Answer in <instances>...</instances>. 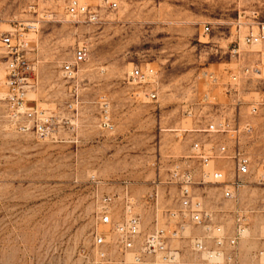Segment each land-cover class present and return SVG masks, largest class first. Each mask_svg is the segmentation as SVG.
<instances>
[{
    "label": "rangeland",
    "instance_id": "rangeland-1",
    "mask_svg": "<svg viewBox=\"0 0 264 264\" xmlns=\"http://www.w3.org/2000/svg\"><path fill=\"white\" fill-rule=\"evenodd\" d=\"M118 2L95 25L73 21L62 8L53 18L29 13L34 3L39 13L52 7L41 0H0V34L41 20L29 33L33 47L27 57L38 76L27 95L30 103L72 120L59 141L41 140L16 131L6 102H0V264H91L82 251L91 245L97 197L120 193L124 182L143 228L152 229L156 216L163 225L166 208L178 205L176 165L202 182L197 188L206 186L208 204L224 212L226 227L234 224L236 209L246 213L251 234L239 248L244 261L253 259L264 250V106L256 114L250 106L264 92V42L245 44L235 24L243 11H258L264 21V0ZM81 43L89 47L88 59L68 80L62 65ZM136 67L157 71L156 99L132 82ZM73 94L78 104L70 111ZM103 96L113 130L99 124ZM239 109L241 123L254 127L242 139L251 174L236 199L228 200L212 173L220 167L231 179L233 161L201 163L194 143L205 150L225 141L232 145L230 136L205 129L212 121L235 118ZM156 188L157 212L144 202Z\"/></svg>",
    "mask_w": 264,
    "mask_h": 264
},
{
    "label": "built area",
    "instance_id": "built-area-1",
    "mask_svg": "<svg viewBox=\"0 0 264 264\" xmlns=\"http://www.w3.org/2000/svg\"><path fill=\"white\" fill-rule=\"evenodd\" d=\"M93 5L86 0H41L51 8L39 13L38 3L29 5L28 11L41 18H53L56 9L62 8L73 21L100 24L107 11L119 8L118 0H100ZM44 20V19H43ZM40 21L19 23L12 31L0 34V102L7 104L9 124L20 133H32L36 138L59 141L62 131L72 125L68 116L54 114L30 103L28 92L38 81L36 64L31 63L27 53L32 49L29 33L39 29ZM235 26L238 37L243 34L247 45L264 42V21L259 12L239 14ZM206 30L209 27L206 26ZM86 43L79 44L71 61L62 65L65 78L74 80L89 56ZM261 73V70L256 69ZM236 79V76H232ZM132 82L144 87L146 96L157 98V71L152 67H136L131 73ZM67 103V109L74 111L78 96ZM264 106V92L251 104V114H256ZM99 124L102 128L113 130L115 127L109 101L103 96L99 101ZM253 125L241 123L240 109L233 119L223 118L212 121L205 129L207 132L230 136L232 145L227 141L217 147L205 150L200 142L194 143L197 151L195 158L201 163L210 160L229 159L233 161V177L227 179L220 168L212 173L213 183L221 185L223 199H236L245 178L251 174V157L243 147L244 136H251ZM176 179L178 195L176 208H166L164 224L155 225L150 230L143 228V217L136 210L137 201L132 195L129 183L124 182L120 193H107L96 200V227L92 231L91 245L84 248L82 256L91 264H264V250L256 253L253 259H242L239 244L244 238L248 217L244 211L236 209L234 224L226 227L224 212H214L208 204L206 186L196 181L190 170H181L176 165L172 172ZM147 207L158 210L159 190L156 188L144 197ZM103 227V228H102ZM189 228H191L189 230Z\"/></svg>",
    "mask_w": 264,
    "mask_h": 264
},
{
    "label": "crops",
    "instance_id": "crops-1",
    "mask_svg": "<svg viewBox=\"0 0 264 264\" xmlns=\"http://www.w3.org/2000/svg\"><path fill=\"white\" fill-rule=\"evenodd\" d=\"M249 232V233H248ZM251 234V231L249 230V229H246L245 231H244V237H247V236H249ZM241 253V252H240Z\"/></svg>",
    "mask_w": 264,
    "mask_h": 264
}]
</instances>
